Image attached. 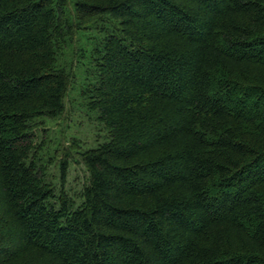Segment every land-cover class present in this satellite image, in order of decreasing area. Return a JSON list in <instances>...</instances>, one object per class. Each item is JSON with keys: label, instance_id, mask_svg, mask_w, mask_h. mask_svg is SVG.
I'll return each mask as SVG.
<instances>
[{"label": "trees", "instance_id": "trees-1", "mask_svg": "<svg viewBox=\"0 0 264 264\" xmlns=\"http://www.w3.org/2000/svg\"><path fill=\"white\" fill-rule=\"evenodd\" d=\"M100 20L75 192L31 125ZM0 264H264V0H0Z\"/></svg>", "mask_w": 264, "mask_h": 264}, {"label": "rangeland", "instance_id": "rangeland-1", "mask_svg": "<svg viewBox=\"0 0 264 264\" xmlns=\"http://www.w3.org/2000/svg\"><path fill=\"white\" fill-rule=\"evenodd\" d=\"M102 27L104 22L100 20L94 25L93 29L96 30H86V34L84 31L81 33V30L75 32L72 45L76 47L73 51L76 57L80 58L86 51V46H91L92 38L98 35ZM80 33L82 36L79 37ZM68 53L65 52L63 58ZM80 59V62L72 64L76 74L65 95L63 113L55 119L37 117L31 125L34 145L41 146L39 148L40 163L46 167L47 178L58 186L59 160L64 157L62 151L66 149L70 151L65 188L75 192L79 191L84 182L85 172L82 166L75 162L74 151L94 147L106 138L105 129L97 120L95 113L87 108V99L80 93V87L83 86L85 78L91 76V73L87 71L89 68L87 61Z\"/></svg>", "mask_w": 264, "mask_h": 264}]
</instances>
